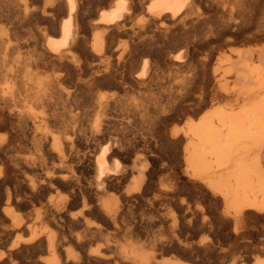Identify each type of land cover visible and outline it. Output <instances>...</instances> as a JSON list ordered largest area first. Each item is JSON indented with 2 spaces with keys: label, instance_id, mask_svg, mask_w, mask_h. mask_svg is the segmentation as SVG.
<instances>
[{
  "label": "bare ground",
  "instance_id": "obj_1",
  "mask_svg": "<svg viewBox=\"0 0 264 264\" xmlns=\"http://www.w3.org/2000/svg\"><path fill=\"white\" fill-rule=\"evenodd\" d=\"M22 1L0 0V216L10 227L0 229V245L6 248L0 253V264H9L5 258L18 254L25 245L38 247L45 254L44 264H87L91 260L173 264L158 261L156 254L165 250L198 253L216 247L174 233L166 239H151L152 253L135 243H130V251H118L114 235L122 232L134 238L142 233L135 215L126 212L134 207L156 208L160 217L172 215L174 228L175 212L166 211L174 203L181 227L186 231L194 225L200 231L210 227L219 244L230 234L223 233L219 223L228 219L236 223L246 216L264 218V55L253 64L237 52L235 77L242 84L224 89L240 97L236 108L218 104L164 134L171 148L182 145L188 185L205 188L222 205L213 221H197L199 210L179 197L176 164L169 160L164 167L168 181L157 178L158 163L153 157L157 137L144 126L131 125L127 113L151 105L165 115L178 106L179 86L167 83L176 78V69L188 68L184 77L188 80L192 68L203 65L201 61L194 64L186 52L192 29L202 26L200 32L205 33L210 27L204 30L206 18L191 17L202 14L197 9L203 1L110 0L90 22L100 28L90 41L82 33V0H56L63 5L56 26L43 25L39 31L22 27L36 19L46 22L53 14H29L28 3ZM223 3L222 14L232 20L230 32L235 33V28L263 31L264 0ZM252 6H259L261 14H250ZM136 12L143 14L138 29L130 24ZM114 30L131 33L132 45L113 49L106 37ZM177 35L185 50L172 52L175 45L170 41ZM230 41V36L224 39L226 44ZM163 78L169 85L165 89H161ZM136 151L140 155L130 164L120 161ZM114 191L117 199L109 195ZM28 205L35 208L39 229L30 221L25 224L19 215ZM95 239H102L103 245L89 249Z\"/></svg>",
  "mask_w": 264,
  "mask_h": 264
},
{
  "label": "rangeland",
  "instance_id": "obj_2",
  "mask_svg": "<svg viewBox=\"0 0 264 264\" xmlns=\"http://www.w3.org/2000/svg\"><path fill=\"white\" fill-rule=\"evenodd\" d=\"M101 1L102 0H82L83 6L81 9L80 19H81L82 26L85 28V30L82 33L84 34V36L87 38L88 41L92 39L94 33L100 30L99 27L93 28L90 22H92L93 19L97 16L98 11H100L103 7L107 8V5L109 6L110 0H106V2L103 4H100ZM202 1L205 4L203 2H200L199 7L197 9V13H202V14H192L191 17H201L202 16L204 19L206 18L205 25H203L205 26L204 30H207L209 25L210 27L205 33L200 32V29L202 28V26L192 29L191 34L193 36L190 38L192 41L188 40L189 45H188V51L186 52H187V57H191V59H194V64H199L201 61L203 62V65H200L199 67H195L194 69L192 68V76L188 80L184 78L189 73L187 72L188 68L176 69L175 70L176 78L172 80L171 82L166 81V78H163L161 80L163 82V87H164L161 89H165L167 86L169 87V85L172 84V82L174 84L176 83V85L179 86L178 92L180 93V96L177 102L178 106L172 112L165 114V115H161L160 113H157L155 110L151 108V105H150L151 109L149 107H145V108L141 107V109L138 111L129 110L127 115L130 119L131 125L144 126L148 128L150 132H153L154 135L157 137L156 146L153 148L154 149L153 157L154 159H156V162L158 163L157 178L161 181L169 180L168 171L164 167L169 162V160H172V162L174 163V166L176 164L175 167H176L177 174H176L175 180L179 188L181 187L179 189V197L184 198L185 201H188L190 205H192L193 207L199 210L197 221L203 220L205 222H209V221L214 220L213 218L215 216V212H219V210L222 209L221 207L222 205L219 202H217L214 199L215 197L211 195L205 188H200L198 186L192 187L188 185L187 178L182 169V160H181L183 158L182 145L179 146L180 148H177L176 150L175 148H171L170 146H168L169 144L167 143L164 134L165 132L170 131L172 128H175V127L179 128L180 126L183 125V122L185 119H188L189 117L195 118L203 110L204 111L210 110L218 104L226 105L225 107L226 109H229L228 105H233V108H236L238 102L241 103V99L240 97L237 98L238 95L236 94L235 91H229L230 93L226 94L224 89L227 88V89L232 90L234 86H240L242 84L241 79L239 77H235L236 75H238V73L236 72V62L239 59L237 52L243 53L246 59L250 60V62L253 64H258V62H260L259 60L260 58L259 56H261L260 54L264 55V52H263L264 50V29L263 31L262 30L255 31V29H249V30H243L244 32L243 31L239 32L235 28L233 31H236V32L232 33L230 32L233 28V26L230 25V22L232 23L230 15L222 14L221 7L224 4L223 0H216V1L215 0H202ZM26 2L28 3L29 10L31 11L29 14H53V15H49L48 17L49 19H47L46 22H43L42 19H36L38 21V24H37V21L34 20L32 24L24 25L25 27L23 26L22 29L27 30V31L29 30L39 31L43 25H46L47 28L49 29L56 26L54 22L55 23L58 22L59 16L57 14H61L63 5H59L58 1L56 0H26ZM19 3L23 4V1L19 0ZM60 4L62 3L60 2ZM44 10H47V11H44ZM251 12L252 13L250 14H261L259 12V6L258 7L252 6ZM142 15L143 14H140V12L132 15L130 24L133 25V28L138 29L140 25L139 19L142 17ZM50 19L52 22L48 21ZM219 24L222 26H220ZM180 30L182 31V29ZM112 33L107 35L106 40L109 42L110 46L113 49L115 48L116 50H119L122 48H129L132 45V40L134 39V37L132 36L131 33L126 34L121 30H114ZM200 33L202 34V37ZM177 36L172 38L170 41V45H175V47L170 49L172 52L179 51V49H182L183 47H185L184 44L182 45V43L180 44L179 42L181 40L180 39L181 35L180 36L177 35ZM195 36L198 38H196ZM229 36L231 37V41L229 44H226L224 42V39ZM157 45H162V42H158ZM182 50H185V49L183 48ZM77 53L80 55V57L82 56L79 51H77ZM211 70H214L215 74L212 75ZM197 72L199 73L197 74ZM166 82H168L167 84L169 85H165ZM183 92L185 95L183 94ZM148 93H151V91ZM135 119L136 121H133ZM161 140H163V142ZM139 155H140V151H136L130 154L129 157L125 156L121 158L120 161L123 164H128V163L130 164L132 160H134ZM115 192L116 191H114V193L111 192L109 195L112 196L114 199H117L118 194H116ZM171 209L174 210L175 218H176L177 227H174V228L172 226V215L167 214L164 217H160L159 214L161 212L159 211L157 212L156 208L153 209L152 211L147 210L146 207L144 206L142 207L140 206V208L134 207L133 209H127L126 212H131L133 215H135L138 223H140V225L142 226V233H140V235L138 236L139 238L138 237H134V238L127 237L122 232H119L116 235H114L113 241H114V244L118 247V251L121 250V252H123V251H127V249L128 251H130V246H129L130 243H135L136 245H142V249L145 252L152 253L150 249V244H149L151 239H166L172 234L177 233V235H179L181 239H183V235H184V237H187L186 238L187 241L193 240L195 242L200 239L203 242L205 241V243L212 242L215 244L214 246L216 247H213V248L211 247L208 249H200L198 253L181 252V251L180 252H169L165 250L161 254H156L158 257V261H169L173 264H263L262 262H264V218L256 219L255 217L246 216V217L238 219L236 223L234 219H228L227 221L223 223H219L220 226L223 228L222 230L223 233L224 232L230 233L229 236H225L224 241L221 242L222 244H219L216 242L217 241L216 235H215V232H213L214 229L210 227H205L200 231L199 230L200 227L198 225H194L191 228L193 231L191 229H188L187 230L188 232H187L183 227H181L182 221L180 217L177 218L179 214L176 209V204L173 203L171 208L166 209V211L170 213ZM0 215H1V212H0ZM19 215L23 219L25 224L26 223L28 224V222L30 221L29 224H31L33 228L39 229L41 227V223H39L35 219L34 206L28 205L27 208L25 207L21 209L19 211ZM6 221L7 220L2 219V217L0 218V229L8 230L10 228L9 223H7L8 221L7 222ZM236 225L237 227L235 228L236 230L234 231L235 232L234 233L233 230ZM144 229L146 231H144ZM185 231L186 233H184ZM190 231L191 233H189ZM187 233H189V236ZM25 235L26 234H24V236ZM141 236L142 237L144 236V237L142 238ZM13 239H17V237L14 236ZM237 239H239L240 241H238ZM102 245H103L102 239H97V240L95 239L93 240V242L91 241L89 249H93L98 246L101 247ZM30 246L25 245L24 247H21L20 249L21 251L18 254L11 255L10 258L9 257L5 258V260L9 264H44L45 259L43 256L45 254L43 252H40L38 247H33V246L30 247ZM23 248L25 251H23ZM5 249L6 248L4 245H0V253L3 252V250ZM247 249L248 251H246ZM196 254H198V256ZM259 256L261 258H259ZM92 261L93 260H91L87 264H96V263L97 264H109L106 262L104 263V262H96V261L92 262Z\"/></svg>",
  "mask_w": 264,
  "mask_h": 264
}]
</instances>
